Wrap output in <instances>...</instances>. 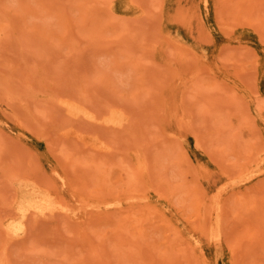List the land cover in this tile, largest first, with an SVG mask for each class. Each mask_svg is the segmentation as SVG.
Returning a JSON list of instances; mask_svg holds the SVG:
<instances>
[{"label":"rangeland","instance_id":"obj_1","mask_svg":"<svg viewBox=\"0 0 264 264\" xmlns=\"http://www.w3.org/2000/svg\"><path fill=\"white\" fill-rule=\"evenodd\" d=\"M0 264H264V0H0Z\"/></svg>","mask_w":264,"mask_h":264},{"label":"bare ground","instance_id":"obj_2","mask_svg":"<svg viewBox=\"0 0 264 264\" xmlns=\"http://www.w3.org/2000/svg\"><path fill=\"white\" fill-rule=\"evenodd\" d=\"M110 171V170H109ZM58 172V171H57ZM39 192V191H38ZM32 195L28 198V202H27V205H25L24 207H22L23 210L27 209V206H35L37 205V207L39 209H41L43 207V203H47L49 201H51V197H50V194H46V196L44 195L45 198H42L38 195V193H36V191H33L31 193ZM42 196V195H41ZM45 201V202H44ZM47 205V204H45ZM46 207V206H45ZM75 210V209H74ZM61 213V212H60ZM64 213V212H63ZM62 213V214H63ZM65 214V213H64ZM58 216V215H57ZM147 216V215H146ZM138 220V219H137ZM221 239V235L220 234H217L214 236V239H211V242H217L218 240Z\"/></svg>","mask_w":264,"mask_h":264}]
</instances>
